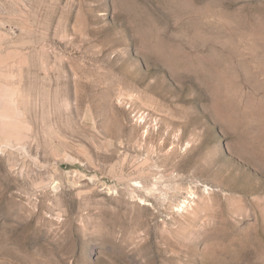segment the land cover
<instances>
[{"label":"rangeland","instance_id":"374dc122","mask_svg":"<svg viewBox=\"0 0 264 264\" xmlns=\"http://www.w3.org/2000/svg\"><path fill=\"white\" fill-rule=\"evenodd\" d=\"M0 264H264V0H0Z\"/></svg>","mask_w":264,"mask_h":264}]
</instances>
